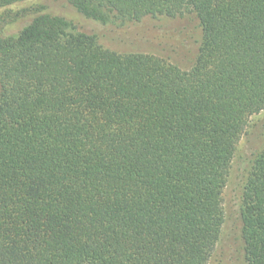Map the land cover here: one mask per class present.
I'll use <instances>...</instances> for the list:
<instances>
[{
    "label": "trees",
    "instance_id": "1",
    "mask_svg": "<svg viewBox=\"0 0 264 264\" xmlns=\"http://www.w3.org/2000/svg\"><path fill=\"white\" fill-rule=\"evenodd\" d=\"M65 1L101 24L191 16L202 40L184 70L58 15L0 27V264H209L264 110V0ZM240 218L246 264H264V149Z\"/></svg>",
    "mask_w": 264,
    "mask_h": 264
},
{
    "label": "rangeland",
    "instance_id": "2",
    "mask_svg": "<svg viewBox=\"0 0 264 264\" xmlns=\"http://www.w3.org/2000/svg\"><path fill=\"white\" fill-rule=\"evenodd\" d=\"M48 13L69 20L74 29L97 36L106 49L117 53L142 52L189 69L198 53L202 32L191 17H145L139 22L101 24L69 8L65 0H25L0 10V27L15 30L34 15ZM264 149V110L250 118L237 144L224 191L225 221L209 264H246L241 238V192L252 162Z\"/></svg>",
    "mask_w": 264,
    "mask_h": 264
}]
</instances>
